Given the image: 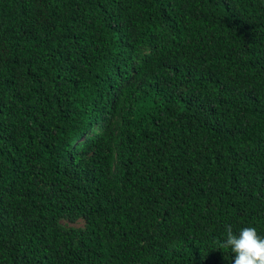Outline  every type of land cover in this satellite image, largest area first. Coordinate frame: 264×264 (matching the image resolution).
Here are the masks:
<instances>
[{
	"label": "trees",
	"instance_id": "trees-1",
	"mask_svg": "<svg viewBox=\"0 0 264 264\" xmlns=\"http://www.w3.org/2000/svg\"><path fill=\"white\" fill-rule=\"evenodd\" d=\"M226 225L264 237V0H0V264H234Z\"/></svg>",
	"mask_w": 264,
	"mask_h": 264
},
{
	"label": "clouds",
	"instance_id": "clouds-1",
	"mask_svg": "<svg viewBox=\"0 0 264 264\" xmlns=\"http://www.w3.org/2000/svg\"><path fill=\"white\" fill-rule=\"evenodd\" d=\"M226 239L219 247L230 248L235 254L234 264H264V237L255 227H244L234 234L231 225H226Z\"/></svg>",
	"mask_w": 264,
	"mask_h": 264
},
{
	"label": "rangeland",
	"instance_id": "rangeland-1",
	"mask_svg": "<svg viewBox=\"0 0 264 264\" xmlns=\"http://www.w3.org/2000/svg\"><path fill=\"white\" fill-rule=\"evenodd\" d=\"M61 221V219H60ZM65 225H73V226H82L83 225V220L82 218H77L75 221H68V220H62Z\"/></svg>",
	"mask_w": 264,
	"mask_h": 264
}]
</instances>
